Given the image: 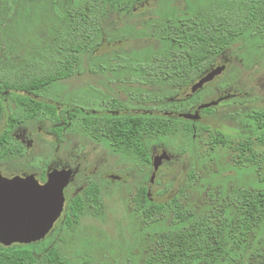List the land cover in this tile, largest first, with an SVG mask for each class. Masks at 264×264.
<instances>
[{
	"label": "rangeland",
	"instance_id": "obj_1",
	"mask_svg": "<svg viewBox=\"0 0 264 264\" xmlns=\"http://www.w3.org/2000/svg\"><path fill=\"white\" fill-rule=\"evenodd\" d=\"M129 1L132 0L113 3ZM221 1L136 0L124 11L110 4L101 23L99 45L81 55L79 72L35 98L76 113H102L108 100L115 99L130 105L119 115L142 111L160 114L165 100L152 104L146 98L131 100L133 91L153 97L166 92L160 86L141 87L131 82L136 76L131 63L144 62L173 49L168 42L147 36L146 29L151 23L189 16ZM57 4L62 9V0H57ZM13 7L9 15L4 0H0V58L9 55L17 62L33 56L52 39L54 29L64 23L53 13L50 0H15ZM220 61L226 62V69L196 93L198 105L228 98L211 112H200L197 122L189 121L195 128L193 135L147 140L149 164L115 152L106 140H93L78 128L54 132L53 128L62 122L54 125L47 120L28 121L16 129L13 136L25 148V154L0 159L4 177L33 174L39 180L43 170H72L64 210L89 184L95 183L101 190L102 206L96 215L86 206L78 223L68 228L63 213L48 236L32 246L39 264L44 250L51 247L71 264H148L159 235L173 228L174 212L168 208L155 222H146L143 211L147 205L140 197L143 191L152 204H168L176 199L186 218L208 215L218 224L220 214L227 212L229 220L235 217L234 208L226 199L231 190H264V145L254 139L248 119L253 111L264 110V39L249 35L236 39L209 70ZM188 95V89H181L170 101L177 102ZM100 99L107 102L98 105ZM87 102L95 105L86 107ZM7 113L0 122V133ZM218 133L225 136L226 145L210 144ZM246 138L252 140L251 151L242 153L239 144ZM163 151L169 161L161 163L150 182L151 162ZM253 153L257 162H246ZM114 176L118 179L112 180ZM240 246L227 251V260L221 258L215 264H264V222L254 227Z\"/></svg>",
	"mask_w": 264,
	"mask_h": 264
},
{
	"label": "trees",
	"instance_id": "obj_2",
	"mask_svg": "<svg viewBox=\"0 0 264 264\" xmlns=\"http://www.w3.org/2000/svg\"><path fill=\"white\" fill-rule=\"evenodd\" d=\"M134 1L117 5L113 0H62L61 9L57 0H50L53 13L64 23L54 29L52 39L31 57L17 62L9 55L0 58V122L8 111L0 133V159H14L25 154V148L13 134L20 125L36 120H47L54 125L62 122L61 126L53 128L58 134L66 128H78L93 140H106L115 152L145 164L150 163L147 140L177 134L193 135L192 123L177 116L116 115L130 105L115 99L108 100V107L102 109L107 114L97 115L59 110L55 105L35 98L50 86L79 72L81 55L99 45L101 23L110 4L124 11ZM14 2L4 0L9 15ZM145 34L168 42L173 49L153 55L144 62L131 63L136 74L131 82L141 87L160 86L166 92L153 97L149 93L139 95L133 91L132 102L145 101V98L151 104L165 100L160 106L164 112L194 111L200 102L196 93L177 102L170 100L181 89L189 90L236 39L244 35L264 39V0H222L189 16L151 23ZM86 104V107L95 105ZM211 111L209 108L201 112ZM248 119L254 139L264 145V110L253 111ZM210 144L226 145L225 136L218 133ZM251 145L252 140L246 138L239 144V150L242 153L251 151ZM246 162H257L256 155L250 154ZM45 178L43 170L39 179L45 181ZM261 180L264 181V174ZM140 197L147 205L143 211L146 222H155L168 208L174 212V226L159 235L148 264H215L221 258L227 260V251L241 247L248 233L264 222V190H231L226 199L234 208L235 217L229 220L227 212L220 214L218 224L208 215L186 218L176 199L168 204H152L145 191ZM86 206L91 208L93 215L101 209V190L95 183L89 184L82 194L67 203L64 213L68 228L78 223ZM33 245L9 248L0 245V264H39ZM41 263L71 264L52 247L44 250Z\"/></svg>",
	"mask_w": 264,
	"mask_h": 264
},
{
	"label": "water",
	"instance_id": "obj_3",
	"mask_svg": "<svg viewBox=\"0 0 264 264\" xmlns=\"http://www.w3.org/2000/svg\"><path fill=\"white\" fill-rule=\"evenodd\" d=\"M225 69L226 62L220 61L189 88L190 95L214 82ZM224 99L200 104L194 113H180L177 117L197 122L201 111L217 106ZM163 161H169L164 151L153 158L150 182ZM72 176L70 169H53L46 172L45 181L40 183L33 174L8 178L0 172V245L9 248L43 241L64 212V192Z\"/></svg>",
	"mask_w": 264,
	"mask_h": 264
},
{
	"label": "flooded vegetation",
	"instance_id": "obj_4",
	"mask_svg": "<svg viewBox=\"0 0 264 264\" xmlns=\"http://www.w3.org/2000/svg\"><path fill=\"white\" fill-rule=\"evenodd\" d=\"M205 87V86H204ZM203 87V88H204ZM202 88V89H203ZM200 91V90H199ZM221 98H225L224 100H226L227 98L226 97H221ZM219 99V98H218ZM105 102H107V101H104V100H99V103H98V105L100 104V105H102V104H104ZM221 103V102H220ZM196 109H197V107H196ZM196 109L194 110V111H192V110H190V111H188V112H190V113H194L195 111H196ZM126 111V110H128V108H123L121 111ZM161 112H160V114H159V111H156V113H154V112H150V113H147L146 111H142L143 113H140V114H137V115H135V116H138V115H142V116H145V115H149V116H166V117H173V116H177L178 114H180V113H172V112H164L162 109H159ZM121 111H118V112H116V115H119V113L121 112ZM258 111V110H257ZM154 113V114H153ZM253 113V112H252ZM104 114H107V113H105L104 111L101 113H98L97 115H104ZM187 121V120H186ZM96 141H100V140H96ZM111 179L112 180H116V179H118V177H111ZM40 183H43L44 181H40V179L38 180ZM68 187H69V185H68ZM68 187L65 189V192L67 191V189H68ZM86 188V187H85ZM84 188V189H85ZM65 192H64V195H65ZM83 192V191H82ZM82 194V193H81ZM79 195V194H78ZM146 195H147V193H146ZM77 196V195H76ZM65 209V208H64ZM64 212H65V210H64ZM63 212V213H64ZM63 215V214H62Z\"/></svg>",
	"mask_w": 264,
	"mask_h": 264
}]
</instances>
